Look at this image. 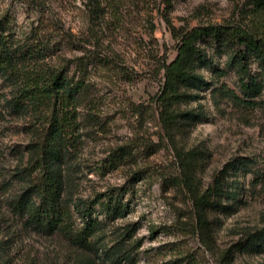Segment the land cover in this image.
<instances>
[{
	"label": "rangeland",
	"instance_id": "1",
	"mask_svg": "<svg viewBox=\"0 0 264 264\" xmlns=\"http://www.w3.org/2000/svg\"><path fill=\"white\" fill-rule=\"evenodd\" d=\"M258 2L0 0V19L10 22L15 37L52 44L63 33L61 54L71 64L69 74L86 82L69 189L85 200L109 190L125 192L130 212L110 225L120 230L136 225L134 261L123 264H173L183 256L189 260L185 264H264V252L232 248L264 227V92L254 107L213 98L210 91L180 105L208 115L185 124L175 137L190 162L191 149L202 152L200 162L190 165L199 190L226 164L240 167L228 176L238 182L239 201L209 211L211 250L192 227L189 190L175 179L181 165L161 121L160 101L165 64L178 54L174 34L207 25L264 24ZM82 57L86 67L80 73L76 62ZM224 59L217 60L221 68ZM235 78L232 74L221 82L237 88ZM36 125L38 116L30 112L0 114V264H75L80 252L62 234L29 224L16 207L29 184L20 172L35 156L28 144Z\"/></svg>",
	"mask_w": 264,
	"mask_h": 264
},
{
	"label": "trees",
	"instance_id": "2",
	"mask_svg": "<svg viewBox=\"0 0 264 264\" xmlns=\"http://www.w3.org/2000/svg\"><path fill=\"white\" fill-rule=\"evenodd\" d=\"M257 6L264 11V0H259ZM174 35L179 39V48L176 59L165 64L161 121L181 165V176L175 179L187 187L193 198L192 227L211 250L209 211L229 207L224 204L227 201H239L238 182L228 176L232 169L240 167L226 164L208 187L199 190L190 165L200 162L202 152L191 149L190 162L175 137L185 124L207 120L208 115L203 109L180 105L210 91L213 98L217 95L221 100L254 107L255 99L264 92V24L207 25ZM58 38L52 44L28 42L20 35L15 37L10 22L0 19V114L30 112L38 116L28 144L35 156L20 172L22 180L29 184L16 198V207L29 224L48 234H62L69 246L80 252L75 264L133 263L135 223L122 230L110 226L130 212L125 192L109 190L85 200L75 197L69 189L74 172V141L81 125L80 98L86 82L81 76L69 74L71 64L61 54L63 33ZM224 56L221 68L217 60ZM84 58L76 62L80 73L86 67ZM207 70H212L211 76ZM232 74L237 88L221 82ZM101 213L104 217L100 219ZM110 235L114 238L109 241ZM232 248L264 252V227L248 232ZM188 262L183 256L173 264Z\"/></svg>",
	"mask_w": 264,
	"mask_h": 264
}]
</instances>
